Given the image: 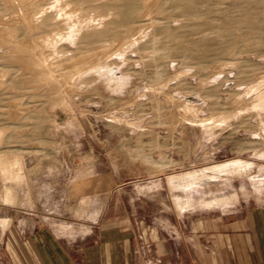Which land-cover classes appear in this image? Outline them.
<instances>
[{
	"label": "rangeland",
	"instance_id": "obj_1",
	"mask_svg": "<svg viewBox=\"0 0 264 264\" xmlns=\"http://www.w3.org/2000/svg\"><path fill=\"white\" fill-rule=\"evenodd\" d=\"M144 1L0 0V264L264 202V0ZM29 24L57 85L7 57Z\"/></svg>",
	"mask_w": 264,
	"mask_h": 264
},
{
	"label": "crops",
	"instance_id": "obj_2",
	"mask_svg": "<svg viewBox=\"0 0 264 264\" xmlns=\"http://www.w3.org/2000/svg\"><path fill=\"white\" fill-rule=\"evenodd\" d=\"M203 213L184 212L189 226H174L154 244L141 243L133 230L112 229L89 243L32 235L12 250L25 264H264V202Z\"/></svg>",
	"mask_w": 264,
	"mask_h": 264
},
{
	"label": "bare ground",
	"instance_id": "obj_3",
	"mask_svg": "<svg viewBox=\"0 0 264 264\" xmlns=\"http://www.w3.org/2000/svg\"><path fill=\"white\" fill-rule=\"evenodd\" d=\"M148 2H150L151 0H147ZM109 2V1H108ZM113 2V1H112ZM115 2V1H114ZM133 2L134 0H117V8H119L120 12L123 13V10L125 8V12L128 11L130 14L132 13H135L136 12V8L133 6ZM146 2V0L144 1ZM147 2V3H148ZM170 2V0L166 1L164 3V5H162V8H167V3ZM174 4L182 7V6H185L187 5V3L189 2V0H173ZM146 3V4H147ZM152 3V2H151ZM149 3V4H151ZM154 3V2H153ZM115 4V3H114ZM109 5V4H108ZM143 6V4H142ZM189 6V5H188ZM105 7V6H103ZM102 7V8H103ZM177 7V6H175ZM193 8V7H192ZM178 9V8H177ZM116 10V8H115ZM104 11V10H103ZM18 12H19V15H21L23 17V12H22V7H18ZM19 15H18V18H19ZM116 15V14H115ZM116 17H120V16H116ZM130 20V19H129ZM134 22V21H133ZM120 23V22H119ZM3 23H0V26H2ZM115 24V23H114ZM129 24V25H128ZM126 25L130 26L132 25V21H128L126 23ZM137 25V24H136ZM132 28V27H131ZM130 28V29H131ZM129 29V30H130ZM132 30V29H131ZM33 32V29H32V26L29 24V36L26 37V39L24 40H21V42H23L22 44H16L15 40H13L11 43H10V47L11 48V51L7 54V57H11L12 58V61L15 62V63H18L19 65H21L22 68L24 69H28L30 70L33 74V78L34 80H37V81H44V82H47V83H51L53 85H57L55 82H56V77L55 75L53 76L51 73L52 69H53V63L52 62H49L47 61L45 58L43 57H39V56H35L36 54L34 53L32 55V57L30 58V55L28 56V54H25V50L28 51V49H32V52H34L35 48L39 47L40 45V40L39 38H35V34L32 33ZM97 32V31H96ZM100 32V31H99ZM94 33V32H93ZM129 33H131L129 31ZM99 35H102V33H99L97 34L96 36L99 37ZM130 35V34H129ZM89 37V36H88ZM125 37V36H124ZM28 38H32L30 43L28 44H25V42L29 41L27 40ZM37 39V40H36ZM88 41V40H87ZM89 42V41H88ZM96 43V42H95ZM88 44V43H87ZM91 45V44H90ZM98 45V44H97ZM100 45V44H99ZM102 46V45H101ZM19 47V48H18ZM92 47V46H91ZM93 47H94V44H93ZM208 47V46H207ZM97 48V47H96ZM95 49V48H94ZM209 50V49H208ZM94 51V50H93ZM91 52V50H90ZM205 52V51H204ZM88 53V52H87ZM90 54V53H88ZM84 56V55H83ZM74 58V57H73ZM94 58V57H93ZM80 59V58H78ZM89 59V58H88ZM69 60V59H67ZM85 60V59H84ZM76 61V60H75ZM74 61V62H75ZM86 61V60H85ZM73 62V61H72ZM83 62V61H82ZM64 63V61H63ZM66 65L71 63V61H65ZM75 64V63H74ZM72 64L74 67L75 65ZM77 64V63H76ZM83 64V63H82ZM65 65V64H64ZM70 65V64H69ZM78 65V64H77ZM66 68L67 67H70V66H65ZM79 69V68H78ZM64 70V69H63ZM55 71V70H54ZM55 74V73H54ZM32 79V78H31ZM240 163L238 161H232V162H224V163H220L218 165H215L212 169H215L216 170H223L224 168H228V166H238ZM224 196L226 195H223L222 196H218L216 198H214V202H220L222 203V200L224 198ZM227 197V196H226ZM220 200V201H219ZM224 201V200H223Z\"/></svg>",
	"mask_w": 264,
	"mask_h": 264
}]
</instances>
